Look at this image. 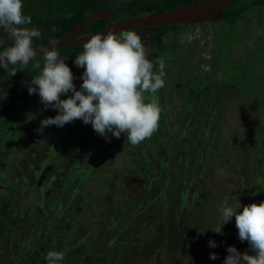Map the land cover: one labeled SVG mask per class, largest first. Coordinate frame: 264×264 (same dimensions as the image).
I'll use <instances>...</instances> for the list:
<instances>
[{"label": "rangeland", "instance_id": "rangeland-1", "mask_svg": "<svg viewBox=\"0 0 264 264\" xmlns=\"http://www.w3.org/2000/svg\"><path fill=\"white\" fill-rule=\"evenodd\" d=\"M249 1L241 0L239 2H253V0ZM238 7H240V4H234L232 10H237ZM83 9L87 11V6L83 5ZM238 16V19L232 24L221 20L215 23L183 26L176 32H169L165 35L161 48L157 49L153 44L145 46L147 58L155 61L157 57H162L166 63L165 86L157 93L158 103L162 110L157 136L153 137L155 136L154 133L150 139L134 146V149L138 148V152L146 153L139 155L140 157L147 158L150 156L149 160L146 159L148 162L144 160L149 166V169L144 167L147 181L145 186L144 180L139 173L136 174L138 171L134 169L139 168L142 172L141 165H144L140 161L138 162V159L131 157L133 148L129 150L125 147L127 144L125 134H121V137L117 139L109 133L106 140L105 137L94 131L91 124L85 125L82 120H76L67 126L68 132H72L71 137L74 138L69 140L66 137L62 141L63 146L50 153L59 155V165L63 164L65 169L67 165L71 164L72 154L77 149L74 145L79 138L78 132H74V130L77 121H80L83 124L85 135L84 142L78 148L96 149V158H93L91 166L99 173L98 181L104 173L112 170L129 176V179L121 180V186L117 188L118 190H127L122 197L119 196L117 191L111 193L109 187L102 190L104 199L107 202L105 211L108 219L112 216L110 213L112 206H114L112 209L137 207L145 204L142 201L149 197H156V200L151 204V208L152 206L160 207L164 202L167 191L164 192L161 183L157 181L158 176L165 172L169 175L168 178L164 176L162 178L166 183L172 185L171 189L175 193L172 204H169L172 212L170 215H166V225H162L164 229L163 234L160 236L162 239L152 249L153 251L155 249L154 254L151 251L152 260L150 259L148 263L144 264H224V260L228 256L227 248L236 247V245H229L227 238L233 235L236 242L238 230L235 225V217L223 226L220 209L225 206V201L228 202V206L234 207L237 211L240 210L241 205L246 206L255 202L258 180L253 177L256 170L254 161L257 151L258 123L261 121L260 114L263 111V91L253 90L245 95H242V93L239 95V90H234V92L228 90L224 93L226 101L216 105L214 99L211 98L201 108L198 106L205 97L211 95L210 90L205 92L204 95L202 94L198 100L195 97L196 90L206 86L208 80L217 83L219 86L227 83L230 86H236V64L237 66L247 64L250 71L247 76L248 79H255V77L257 79L264 72V62H257L258 54L264 56V5L251 7ZM186 34L192 36L190 41L185 38ZM223 38L226 39V46L229 47V54H226L227 59L222 56L219 57L221 52L216 53L213 47L214 41L217 47L223 45L221 41ZM220 58L225 59L224 61L227 64L225 65ZM157 68L158 66L154 67V71ZM78 70H81V68L74 65L72 73L75 77L74 84L77 90L80 89L83 83L80 79L83 72L79 73ZM224 74L228 79L224 77ZM239 88H241V84L238 85ZM214 89L218 88L212 90ZM67 98L68 96H61V99ZM35 104L38 105L39 114L43 113L40 119L32 116L31 112H27L25 109L24 113L20 111L19 114L12 113L10 116L14 121L15 137L20 138L18 144L14 146L15 152L12 159L24 155L27 150L26 143L22 142L25 139L28 120H31L29 123L31 138L33 144L36 143L37 145L36 150H38V153L44 151L47 144H49L48 139L50 136L49 133H45L46 128L43 133L38 132V129L42 120L48 117L54 118L58 111L51 108L45 109L39 100L34 102L33 105ZM186 107L191 111L190 116L186 120H181ZM199 112H203L201 117L196 116ZM164 120H167V127L162 129L161 124ZM207 123H209V129H207L209 130V136L205 137L201 134L203 138L201 148H205L207 151L204 152L205 149L200 148L202 152L200 153L194 148L196 136H189L188 131L191 129L194 133H201L205 131L204 128H206ZM214 123H219L217 134L210 130V126ZM168 128H176L177 131L173 137H171ZM51 129H56V126L50 127L49 131ZM45 134L46 136L43 138L40 137ZM153 139H159L158 143L160 141L171 143L168 148L170 151L169 158L159 160L154 157L157 149L153 154L154 146L152 142L150 143ZM145 143L148 144L150 151L147 148L144 149ZM100 145H104L103 148ZM212 147L214 151L211 154L214 159L210 164L211 158L206 160L205 155L210 153ZM83 150L79 152V158L85 155L86 151ZM101 151L103 156L98 158ZM187 153L191 154L187 155ZM75 160L78 162L79 159L75 158ZM96 160L97 163L94 165ZM121 165L128 167H121ZM204 165L206 175H208L206 178L203 173ZM150 170L151 173H149ZM76 171L77 168L74 167V174ZM201 176L203 179H201ZM132 177H139L140 181H132ZM85 187L86 184L84 183L83 188ZM196 191L199 192V196L202 198L200 207H195L193 202L195 200L193 199V192ZM87 192L86 187V190L77 199L82 200L74 201L71 211L63 209V205L60 203L56 205L46 203L47 199L41 202V198L45 195L42 191L33 193L30 197L31 204L28 201L31 215L26 217V221L33 226L34 217L42 215L45 223H52L56 226L60 238L64 239V244L62 246L57 245L55 251L64 252L68 247L67 243L70 244L75 240V245L82 243L89 245L90 240L97 239L99 233H91L92 230L84 233L88 221L95 217V215L91 217L90 210L87 212L88 208L84 201ZM93 204L96 208H99L98 198ZM183 204H185L186 210L183 208V213L179 215L177 220L174 217L173 210ZM21 205L23 204H20V202L15 203V207L23 208ZM18 211V208L14 210V214ZM46 215L50 219L47 220ZM102 215L104 213L101 214V211L98 210L96 220L100 223H106L107 221L104 219L107 218L104 215L103 219ZM89 216L91 218H88ZM60 217H66L65 221L63 224L57 225ZM146 219H148L147 215L144 217V220ZM11 221H6L8 227H5L4 235L0 234V264H16V262L30 258L31 253L34 252L35 238L25 246L19 243V232H14ZM222 226V234L213 232L217 227ZM46 230L47 228L44 227L43 230L39 229L36 234H45ZM166 232L168 234L167 238H165ZM27 234L25 229L23 236L26 237ZM103 238H105L104 235L100 238V241ZM210 241L215 242L217 247H210ZM130 242H132V245L126 251L127 257L129 258L130 253H133V256L136 255V257L132 264H138L143 260V254L140 250H137V248H141L140 242ZM115 246L109 240L105 250L112 252ZM246 246L240 252L255 255L251 251L250 245L247 244ZM170 248H172L173 253H168ZM211 253H215L219 259L211 260L209 258ZM158 254H160L159 257ZM73 255L77 258L74 264H84L82 262L84 254L81 246L75 249ZM172 258L175 263L171 261Z\"/></svg>", "mask_w": 264, "mask_h": 264}, {"label": "clouds", "instance_id": "clouds-1", "mask_svg": "<svg viewBox=\"0 0 264 264\" xmlns=\"http://www.w3.org/2000/svg\"><path fill=\"white\" fill-rule=\"evenodd\" d=\"M31 24V16L24 14L23 0H0V29L13 40L11 47L0 52V68L18 64L27 67L36 57L33 40L40 38L41 32L28 27ZM185 38L190 41L192 36L186 34ZM53 45L52 50L41 49L43 66L28 88L30 95H39L45 109L58 111L54 118L41 121L38 132L43 133L49 126L63 128L82 120L105 138L109 133L117 139L125 134L126 142L132 146L153 136L162 111L157 93L165 86L166 63L162 57L155 61L147 58L141 35L123 31L119 35L109 32L106 36H91L83 45V52L75 57L76 67L84 69L79 90L71 68L60 58L55 42ZM16 73L13 71L12 75ZM61 96L68 98L61 99ZM224 205L220 209L223 226L235 217L238 238L248 242L255 253L250 255L228 247L224 264H264V202L241 205L239 211L228 206L227 201ZM223 226L213 232L222 234ZM209 243L210 247H217L215 242ZM64 257L63 251L52 250L46 260L48 264H61ZM209 258L219 259L215 253Z\"/></svg>", "mask_w": 264, "mask_h": 264}, {"label": "trees", "instance_id": "trees-1", "mask_svg": "<svg viewBox=\"0 0 264 264\" xmlns=\"http://www.w3.org/2000/svg\"><path fill=\"white\" fill-rule=\"evenodd\" d=\"M208 0H154L151 2H143L141 3L140 7H144V8H148V10L152 13V14H159L162 13L164 11H168V10H175L179 7L182 6H186L189 4H196V3H201V2H205ZM241 1V0H239ZM235 3L236 5L240 4V7H238V9L236 10H232L233 5L231 7H229L228 9L224 10V16L222 19L218 20V21H214L212 23L215 22H219L221 20L223 21H227L229 24H232L234 21H236L238 19V15H240L244 10H248L251 7H255V6H260V5H264V1L263 0H253V2L250 3H240V2ZM67 5H70L71 3H66ZM244 4V5H243ZM83 5L87 6L86 2L81 1L80 3V9L81 11H85L86 9H83ZM71 9H73V7H70ZM142 9V8H140ZM95 11H97V8L95 9ZM83 19V16L81 14V17H79V20ZM99 22V21H98ZM89 28L93 26L92 28V33L96 32L97 30L100 29V26L97 24V22H93L90 23ZM95 25V26H94ZM182 26H173V27H167L164 26L162 28V30L160 32L157 33H153L151 34L150 38H149V43L153 44L154 47H156L157 49L161 48L162 43H163V37L165 35H167L169 32H176L177 30H179ZM95 35V34H94ZM64 36V35H63ZM215 39V38H214ZM221 41L223 42V45H220L219 47H217V45L215 44V41L213 42V47H214V51L217 52H221L219 57H224V58H228V56L226 54H229V47L226 46V39L223 38L221 39ZM64 52V57L70 58L74 55V51L75 53L78 51V54H81V49L80 48H65L63 50H61ZM155 55V54H154ZM220 60L226 65L227 62L224 61L223 59L220 58ZM262 63V61L264 62V56L261 54L257 55V62ZM213 62V61H212ZM237 63V62H236ZM216 64V63H215ZM224 65V66H225ZM71 66V65H70ZM250 74L249 71V67L247 66V64L242 65V66H237L236 64V86H230L227 84H222L221 86H219L217 83L214 82H210V80H208V83L206 86L201 87L199 90H196V99L198 100L202 94L204 95L205 92H208L210 90L211 95L209 97H205V101L203 100L202 103H200V105L198 106L199 108L203 107L206 103V101L210 100L211 98L214 99L216 105L221 104L222 102L226 101V95L224 94L226 91L229 90V92H234V90H239L240 93L239 95L242 93V95H245L247 92L253 91V90H262L264 93V72L262 73L261 77H258L256 79H248L247 76ZM259 75V74H257ZM255 75V76H257ZM224 77L226 78V75L224 74ZM228 79V78H226ZM241 84V88L238 89V85ZM218 87H217V86ZM255 86V87H254ZM213 88H218V89H214ZM236 88V89H235ZM208 95V93H207ZM194 97V98H195ZM194 102V100H193ZM193 104V103H192ZM191 106V105H189ZM191 111L189 110L188 107L185 108L184 111V115L181 116V120H186L189 118ZM194 113V112H193ZM19 114V113H16ZM203 112H199L198 114H196V116H202ZM162 115H160L161 118ZM261 116V121L258 123V135H257V151L255 153V175H253V177L258 180V184H257V189H256V199L254 203H261L264 202V94H263V111L260 114ZM220 120V118H219ZM218 120V122H219ZM167 120L162 121L161 124V128L164 129L165 127H167ZM208 124H206V128H204L205 131L203 132H196L194 133L191 129L188 131V135L191 137H195V144H194V148L195 150H198L200 153L201 150V146L203 145V138L201 137V134H203L205 137L209 136V129L208 128ZM210 130L213 133H218L219 132V123H214L212 126H210ZM168 131L171 134V137L174 136V133H176V128H168ZM200 133V135H199ZM198 135V136H197ZM157 136V131L155 132V136ZM107 140V138H106ZM159 139H153L150 141V143H153L154 146V150H152V153H155V149H157V152L154 154L155 158H158L159 160L161 159H165V158H169L170 156V151L168 150V148L170 147L169 143H163L160 141V143H158ZM104 145H100L101 148H103ZM126 148H128L129 150H131L133 148V151L131 154V157H134L136 159H138V162L140 161V163H142L144 166L141 165L142 172L139 168H134L135 170H137L138 172H136V174L140 175V177L144 180V186H145V182L146 178H145V170L144 167H147L149 169V166L144 162V160H149L148 156L147 158H143L140 157L139 155H141V153L146 154L144 152H138V148L134 149V146L130 145L129 143L126 144L125 146ZM150 151L148 144L145 143L144 145V149H146ZM211 148V147H210ZM201 149H205V148H201ZM208 149V148H207ZM207 150L205 149L204 152H206ZM214 151V148L212 147V149L210 150L209 154H206V160L210 159V164L212 163L214 157H212L211 152ZM191 153H187V155H189ZM134 155V156H133ZM96 156V154H95ZM102 156H99V158H101ZM146 160V161H147ZM148 162V161H147ZM97 163V160L95 161L94 165ZM132 165V164H131ZM87 164L84 165V167L87 168ZM128 167V166H125ZM259 167V170H258ZM204 168V174H205V178L208 176L206 175V167L205 165L203 166ZM95 169V168H94ZM110 172V173H108ZM108 173V174H107ZM149 173H151V170L149 171ZM87 175L93 178V186L92 188L87 192V194L84 196V201L86 203L87 206V212L92 213L91 217H94V219L89 220L88 223L86 224V229L85 232H88L90 230L91 233H99V235L97 236V239L93 238L90 240L89 245H85L84 243L80 244V245H75L76 240L73 241L72 243L68 244L67 243V249L64 251L65 253V257L64 260L61 262V264H74V262L77 261V258L73 255L75 252V249L81 246V249L83 251L84 257H83V263L84 264H132L134 261L135 257L133 256V253H130V257H127V250L131 248V243L130 241H136V242H140V246L141 248H137V250H140L141 253L143 254V260H141L138 264H144V263H148V261L152 258L153 256L151 255V251L154 254V251L152 250L156 245H158V242L160 239V236L163 234L162 231L164 229V227L162 225H166V215L172 212V209L169 208V204H172L173 198L174 196V192L171 189V186L169 183H166L164 181V179L162 178V176L164 177H169V175L165 172L164 174H161L160 176H158V182L161 183V186L165 191H167L165 193L164 196V202L162 203V205L160 207H156V206H152L151 208V204L156 200V197H149L148 199L143 200L142 202L145 204H142L140 206L137 207H131V208H116V209H112L114 208V206L111 207L110 209V213L112 214V216L108 219L106 217V206H107V202L104 199V195L102 194V190H104V188H106L107 184L111 185V190L110 192L112 193L113 191H117L119 193V196L122 197L123 194L126 193V189L124 190H118L117 188H119L121 186V180L123 179H129V176L123 174V173H119L115 170L112 171H107L106 173L103 174V176L100 177L99 181H98V176L99 173L97 171L88 174ZM123 175V176H122ZM84 177V176H83ZM83 177H81L82 179V185H84L85 180L83 179ZM157 178V177H156ZM201 179L202 176H201ZM150 184V183H149ZM148 186V185H146ZM88 189V188H87ZM86 188H81L80 190L74 192L71 196H74L73 199L71 201H69L66 205L63 206V209L65 210H69L71 211L72 206L74 205V201L77 200L82 194L83 191H85ZM193 199H195L193 202L195 204V207H200L201 203H202V198L199 196V192H193ZM162 194V193H161ZM55 196V200H58L57 194L54 195ZM66 195L63 194V197H65ZM70 196V195H67ZM98 198L99 201V208H96L93 204L94 201H96V199ZM62 200V199H60ZM82 199L77 200L80 201ZM53 200L50 199L49 202L51 203ZM204 202V201H203ZM21 203L23 204L24 202L21 201ZM102 203V206H101ZM59 204V203H58ZM19 209L18 213L14 214V210ZM183 208L185 209V204H183L182 206H179L178 208L174 209V217L178 220L179 215H181V213H183ZM23 208L20 207H14L12 209H6V206H0V216L2 218V220L4 222L6 221H17V225H19L21 227V231L19 232V243H22L24 246L30 242L33 239V234L35 232H37L39 229L43 230L44 227L47 228V223L44 222L43 220V216L42 215H37L34 217L33 219V226L30 225L29 223H27L26 221V217L31 215V213L29 211H25L22 210ZM98 210L101 211V214L104 213L105 217L107 219H104V215H102L103 219L105 221H107L106 223H100L96 220L97 217V212ZM160 212V213H159ZM108 215V214H107ZM148 216V219L144 220L145 216ZM90 216L88 218H91ZM66 217H61L59 218V222L61 224L64 223ZM109 220V221H108ZM51 226V225H49ZM161 227V228H160ZM26 228H30L32 231V234L30 235V233L27 234L26 237L23 236V231ZM4 226L3 224L0 223V234L4 235ZM55 230H53L52 233H49V235H43V238H41V242L38 241L35 243V247H34V253L32 255L31 258H27L21 262H16V264H48V261L46 260V256L47 253L49 251L55 250L57 245L58 246H62V240L60 239V234H56L54 233ZM105 236V238L102 239V241H100V238L102 236ZM170 236V235H169ZM91 237V236H90ZM168 237L167 232L165 233V238ZM141 241H140V240ZM113 242L116 246L115 248L112 250V252L105 250L106 246H107V242L108 241ZM227 240L229 241V245H236L235 248H237L238 251L244 250L248 244V242H241L240 239L238 238V235L236 237V242H235V237L229 236L227 238ZM130 242V243H129ZM133 242V243H136ZM84 244V245H83ZM77 246V247H76ZM245 247V248H244ZM111 253V254H110ZM168 253H173L172 248L169 249ZM160 254H158L159 257ZM167 257V256H166ZM174 258V257H173ZM172 258V262L175 263L173 261ZM82 259V258H81ZM169 261V260H168ZM136 264V263H135Z\"/></svg>", "mask_w": 264, "mask_h": 264}, {"label": "flooded vegetation", "instance_id": "flooded-vegetation-1", "mask_svg": "<svg viewBox=\"0 0 264 264\" xmlns=\"http://www.w3.org/2000/svg\"><path fill=\"white\" fill-rule=\"evenodd\" d=\"M81 1L87 3V11H80ZM151 1L154 0H23V3L24 14L32 18V24L28 25V27L36 28L41 32L40 38H34L33 47L34 49H42L51 42H57L66 38L85 18L96 13L106 12L115 16L114 18L109 17L108 21L105 19L94 20L93 22H97L100 26V29L94 33H92L93 26L89 28L91 26L89 25L90 23L86 24L84 30L75 38H72V42L86 40L103 30L108 22L117 24L138 16L152 14L148 8L140 7L141 3ZM66 3L71 4L67 5ZM71 6L73 9L70 8ZM96 8L97 11H95ZM81 14L83 19L79 20ZM150 36L151 34L143 38L142 43L144 46L150 45H148ZM12 44V38L3 29H0V52L11 47ZM65 48H80L81 52H83V47L81 46L70 45L57 49L60 53V58L65 61L75 60V57L78 55V51L76 53L74 51L72 57H64V52L61 50ZM38 64L40 67H37ZM74 65L69 66L72 72ZM42 66L43 55L30 61L27 67L18 64L16 66H9L7 69L0 68V206H6V209H12L15 207L16 202L22 204L21 201H23L24 203L21 206L25 210L30 211V197L33 193L39 191L45 193L41 198V202L47 199L46 203H50L49 200L52 199L51 205L60 203L64 206L73 199L74 196L71 195L83 187L81 177L84 176L83 179L87 188H90L93 184V178L88 177L87 173L91 174L95 172V169L91 166V162L93 158H96V149L78 148L84 142L83 138L85 135L83 124L80 121H77L74 130V132H78L79 134L77 143L74 145L77 149L72 154L71 164L66 166L67 170L63 164L59 165V155L50 153L62 147V141L66 137L69 140L74 138L71 137L72 132H68V124L63 128L56 127V129H51L50 131L49 129L52 126L47 127L45 133H49V144H47L44 151L38 153V150H36L37 145L36 143L35 145L33 144L31 138V128H29L31 120H28L25 139L22 142L26 143L27 150L24 155H19L18 158L12 159L15 152L14 146L18 144L20 139L15 137L14 121L10 118L12 113L16 114L20 113V111L24 113L25 109L27 112H31V115L37 117V119H40L43 114H39L38 105H33L38 100L40 102L39 95H30L28 91L32 78L40 73ZM13 71L17 72L14 76L12 75ZM78 72H84V69L78 70ZM46 134L40 137L43 138ZM81 150L86 151V153L82 158H79ZM100 156H103L102 151ZM75 158L80 160H78L79 163ZM85 164L88 165L87 168L84 167ZM125 164L127 165V162ZM74 167L77 168L75 174ZM121 167H125V165H121ZM132 181L138 182L140 179L139 177H132ZM34 187L37 189H32ZM106 187L111 189L110 184H107ZM87 191L89 190L87 189ZM56 194L58 197L57 201L54 196ZM63 194L66 196L63 197ZM45 218L47 220L50 219L48 215ZM11 222L14 232H20L21 227L17 225V221ZM0 223L3 224V231L5 232V227H8V223L4 222L1 216ZM60 224L58 219L57 225ZM53 230H55L54 233L58 234L56 226L52 223H47L45 234H36L35 232L33 238L38 242L43 238V235H49ZM26 233H30L31 235V229L26 228ZM61 240L64 244V239ZM33 253H31L30 258Z\"/></svg>", "mask_w": 264, "mask_h": 264}, {"label": "water", "instance_id": "water-1", "mask_svg": "<svg viewBox=\"0 0 264 264\" xmlns=\"http://www.w3.org/2000/svg\"><path fill=\"white\" fill-rule=\"evenodd\" d=\"M237 1L238 0H208L201 3L182 6L175 10L164 11L159 14L138 16L117 24L108 22L107 26L96 34L106 36L109 32H114L117 35L123 31H135L137 34L141 35L143 40V38L149 36L150 34L160 32L164 26H191L218 21L224 16L223 11L234 5ZM114 16V14H108L106 12H100L88 16L79 25H77L66 38L55 42V47L57 49L70 45L83 47V45L87 43L91 37L75 43L72 42V38L79 35L84 30L86 24L91 23L94 20L101 19L108 21L109 17L114 18ZM53 47V42H51L42 49L48 48V50H52ZM35 50L37 52L36 57L43 55L41 49ZM65 63L70 66L75 64V60L65 61Z\"/></svg>", "mask_w": 264, "mask_h": 264}, {"label": "bare ground", "instance_id": "bare-ground-1", "mask_svg": "<svg viewBox=\"0 0 264 264\" xmlns=\"http://www.w3.org/2000/svg\"><path fill=\"white\" fill-rule=\"evenodd\" d=\"M168 11H170V10H168ZM93 36V35H92Z\"/></svg>", "mask_w": 264, "mask_h": 264}]
</instances>
